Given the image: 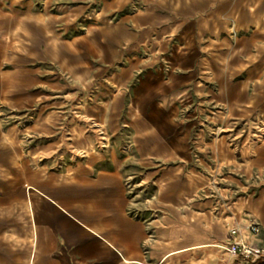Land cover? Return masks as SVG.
<instances>
[{"label":"crops","instance_id":"0c3cea01","mask_svg":"<svg viewBox=\"0 0 264 264\" xmlns=\"http://www.w3.org/2000/svg\"><path fill=\"white\" fill-rule=\"evenodd\" d=\"M88 2L97 4V17L120 18L66 42L50 36L51 67L31 64L44 54L31 34L35 21L20 25L22 12L33 17L36 4H58L72 18ZM92 58L119 68L108 75L84 61ZM198 64L205 80L196 89L218 97L225 110L199 133L209 168L175 186L174 174L146 168L180 150L145 114L153 91L175 98ZM93 86L107 101L88 103ZM120 98L126 125L118 119ZM122 128L130 135L125 155L115 134ZM156 142L168 150L144 147ZM129 163L139 166V216L130 211ZM117 195L139 232L135 244L120 241L116 228H92L79 211L81 203L106 204ZM232 226L240 228L236 236ZM233 240L261 257L218 248ZM187 251L215 264H264V0H0V264H177Z\"/></svg>","mask_w":264,"mask_h":264},{"label":"rangeland","instance_id":"374dc122","mask_svg":"<svg viewBox=\"0 0 264 264\" xmlns=\"http://www.w3.org/2000/svg\"><path fill=\"white\" fill-rule=\"evenodd\" d=\"M85 5L89 6L88 9L84 11L82 15L72 18L63 16L58 4H52V6H46L43 5V3L36 4L35 7H33V17L25 16L22 12L19 18L20 25L27 27L28 24L31 25V19L35 21V31L31 34L35 41L36 49L44 54V57H38V55H36L35 58H31V64L35 67H51L53 62H51L50 58L45 54L46 45L50 36L57 38V40L61 42H66L69 39L86 35L87 32L85 30L92 24H102L106 20L117 21L120 18L118 16L111 18L97 17V12L95 11L97 10V4L95 2H88V4ZM89 35H92V33H89ZM84 51L87 52L86 49H84ZM84 56H86L85 53ZM84 61H90L92 65L105 69L108 75L114 68H119L118 64H108L107 60L92 58L91 60ZM186 61L189 62V60ZM198 62H200V60ZM123 72L124 71L121 73L123 74ZM194 74L195 79L191 80L185 89L181 88V90H175V98L171 96H165L163 98L161 94H157L153 91V95L149 97L150 101L148 102V104L152 106L148 105L145 114L149 120L155 121L163 127L166 137L171 138V140L175 139V145L180 150L179 157L175 159H156L148 162L146 168L153 171H163L164 174H174L175 186L185 185L187 176L191 171L203 172L209 168L211 157L209 151L205 147H202L204 141L199 139V133L200 131H204L203 129L211 130L208 127L210 115L214 114L216 111L225 110V106L222 105L218 97H207L205 91L199 92L196 89L200 81L205 80L204 73L199 64L195 68ZM135 83H137L136 80L132 81V84ZM94 89L95 86L88 90L89 94L94 95V97H88V103L96 104L107 101L104 95L97 96L98 93ZM74 98L76 99V104H79L81 100L87 98L86 91L84 94L83 92H78ZM162 99L165 101L164 104H166L164 108L153 107L155 104L161 103ZM117 104L121 107L118 111L119 122L126 125L129 122L126 109L127 106L124 107L122 98L117 101ZM169 106H175L174 111H170ZM170 118L173 123L169 121ZM233 125L235 126L236 122ZM115 134L119 142H121L119 144L120 153L125 155V149L127 147L125 142L130 137L129 130L126 128L118 129ZM188 150L190 151V155L187 154V152H189ZM126 171L128 174L132 175L130 177L132 186L131 196L135 201L130 211L133 215L139 216L145 212L143 208H140L139 202L143 196L134 180V174L138 173L139 166L134 163H129L126 166ZM221 243L223 245H220L218 248L223 249L228 254L235 255L229 250L230 242ZM175 263L215 264L213 259L204 262L203 253L198 251L195 253H189L188 251L180 253L175 257Z\"/></svg>","mask_w":264,"mask_h":264},{"label":"bare ground","instance_id":"6f19581e","mask_svg":"<svg viewBox=\"0 0 264 264\" xmlns=\"http://www.w3.org/2000/svg\"><path fill=\"white\" fill-rule=\"evenodd\" d=\"M92 48L97 47L95 45ZM134 123L139 126V118L134 119ZM146 149L154 150L159 149L161 151H167L168 148L165 144H160L159 142L152 143L151 145H145ZM224 150L221 148L220 153ZM79 211L85 213L90 218V226L96 230H107V228H116L118 230L117 237L120 241L128 242L129 244H135L139 237V232L133 229L130 221L126 217L125 210L123 209V203L120 200L119 195L116 196V200L110 203L102 202H91L89 204L81 203L79 206ZM117 217V220H109L107 217ZM126 220V221H125ZM118 222L120 224H118ZM138 253V251H137Z\"/></svg>","mask_w":264,"mask_h":264},{"label":"built area","instance_id":"2783aa9c","mask_svg":"<svg viewBox=\"0 0 264 264\" xmlns=\"http://www.w3.org/2000/svg\"><path fill=\"white\" fill-rule=\"evenodd\" d=\"M249 229L256 233L258 231V226L256 224H251L249 226ZM240 232L239 226H232L230 228V233L233 236H236ZM229 250L235 254L240 255L246 258L249 261L257 260L261 257V254L258 250H256L252 245L238 241L233 240L229 243Z\"/></svg>","mask_w":264,"mask_h":264}]
</instances>
